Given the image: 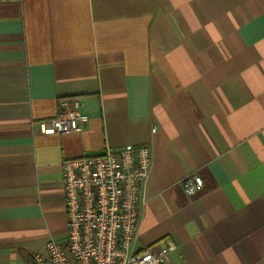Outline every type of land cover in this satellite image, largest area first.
Masks as SVG:
<instances>
[{
    "label": "crops",
    "instance_id": "obj_1",
    "mask_svg": "<svg viewBox=\"0 0 264 264\" xmlns=\"http://www.w3.org/2000/svg\"><path fill=\"white\" fill-rule=\"evenodd\" d=\"M73 97L88 120L41 135ZM128 144L151 153L135 249L264 264V0H0V264L65 239L64 160Z\"/></svg>",
    "mask_w": 264,
    "mask_h": 264
},
{
    "label": "built area",
    "instance_id": "obj_2",
    "mask_svg": "<svg viewBox=\"0 0 264 264\" xmlns=\"http://www.w3.org/2000/svg\"><path fill=\"white\" fill-rule=\"evenodd\" d=\"M61 105L56 117L38 122L41 135L70 133L88 120L79 97ZM150 166L148 144H128L101 155L64 160L66 237L63 241L49 239L34 254V263L167 264L168 248L135 249ZM180 185L184 193L193 194L203 183L197 176H187Z\"/></svg>",
    "mask_w": 264,
    "mask_h": 264
}]
</instances>
